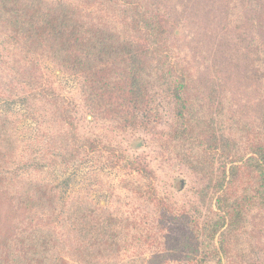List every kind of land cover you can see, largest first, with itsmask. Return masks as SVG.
Returning <instances> with one entry per match:
<instances>
[{
	"label": "rangeland",
	"instance_id": "obj_1",
	"mask_svg": "<svg viewBox=\"0 0 264 264\" xmlns=\"http://www.w3.org/2000/svg\"><path fill=\"white\" fill-rule=\"evenodd\" d=\"M145 1L167 18L189 82V120L176 127L164 94L154 96L149 124L135 126L116 109L98 112L77 74L0 28V117L17 144L0 173V215L14 197L5 177L33 179L52 194L51 226L66 259L84 241L113 264H187V251L167 240L216 210L217 177L251 154L249 143L264 139V0ZM105 94L122 100L116 90ZM135 114L146 118L143 104ZM234 179L232 195L254 191L242 173ZM246 223L259 249L247 247L237 263L264 264V205L252 208Z\"/></svg>",
	"mask_w": 264,
	"mask_h": 264
},
{
	"label": "trees",
	"instance_id": "obj_2",
	"mask_svg": "<svg viewBox=\"0 0 264 264\" xmlns=\"http://www.w3.org/2000/svg\"><path fill=\"white\" fill-rule=\"evenodd\" d=\"M0 28L77 74L85 99L98 112L101 107L105 111L116 109L119 118L135 122V126L149 124L152 120L147 119L156 116L150 110H154V96L164 94L167 103H173L174 109L169 111L175 127L178 121L185 124L184 120H189V82L173 51L167 18L145 0H0ZM262 86L260 101L264 103V80ZM113 90L120 92V103L106 96ZM142 104L146 118L136 120L135 112ZM261 113L264 122V105ZM181 130L186 131V127ZM197 130L200 134L203 127L198 125ZM198 138L202 142V137ZM221 139L229 154L225 149L228 138ZM16 146L6 118L0 117V173L9 168ZM249 146L248 157H239L240 164L230 165L227 175L225 171L217 177L216 210L209 209L201 222L195 220L182 231L175 229L167 240L187 251V264H193V259L197 263L238 264L247 247L248 252L259 249L246 222L252 208L264 205V139ZM240 173L245 188L253 181L254 191L232 195L234 178ZM4 181L7 193L14 197L6 214L0 215V264H113L109 258L89 253L90 245L97 246L95 242L72 245V252L64 258L63 240L51 226L55 205L50 191H42L31 178L12 173ZM3 195L0 191V202ZM36 218L42 223H35Z\"/></svg>",
	"mask_w": 264,
	"mask_h": 264
}]
</instances>
